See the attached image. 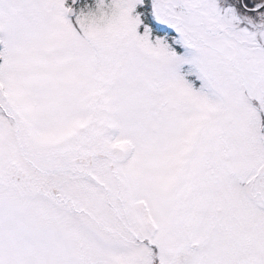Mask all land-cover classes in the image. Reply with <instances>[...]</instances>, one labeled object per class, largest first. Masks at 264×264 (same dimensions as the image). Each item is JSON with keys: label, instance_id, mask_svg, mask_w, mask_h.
Returning a JSON list of instances; mask_svg holds the SVG:
<instances>
[{"label": "snow or ice", "instance_id": "6c2138e0", "mask_svg": "<svg viewBox=\"0 0 264 264\" xmlns=\"http://www.w3.org/2000/svg\"><path fill=\"white\" fill-rule=\"evenodd\" d=\"M0 264H264V0H0Z\"/></svg>", "mask_w": 264, "mask_h": 264}]
</instances>
